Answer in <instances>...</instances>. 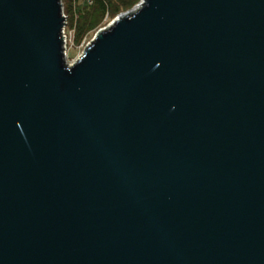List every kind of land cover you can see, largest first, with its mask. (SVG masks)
Returning <instances> with one entry per match:
<instances>
[{
	"label": "water",
	"instance_id": "obj_1",
	"mask_svg": "<svg viewBox=\"0 0 264 264\" xmlns=\"http://www.w3.org/2000/svg\"><path fill=\"white\" fill-rule=\"evenodd\" d=\"M65 25L0 0V264H264V0Z\"/></svg>",
	"mask_w": 264,
	"mask_h": 264
},
{
	"label": "rangeland",
	"instance_id": "obj_2",
	"mask_svg": "<svg viewBox=\"0 0 264 264\" xmlns=\"http://www.w3.org/2000/svg\"><path fill=\"white\" fill-rule=\"evenodd\" d=\"M143 0H137L131 7L120 10L117 13L107 12L101 22L94 28L89 29L84 35L76 40V33L89 13L93 12L92 0H63L64 13L66 12V31L68 34V61L74 62L95 38L99 30L108 27L121 14L139 5ZM78 30V31H77ZM81 38V39H80Z\"/></svg>",
	"mask_w": 264,
	"mask_h": 264
},
{
	"label": "trees",
	"instance_id": "obj_3",
	"mask_svg": "<svg viewBox=\"0 0 264 264\" xmlns=\"http://www.w3.org/2000/svg\"><path fill=\"white\" fill-rule=\"evenodd\" d=\"M136 1L137 0H92L94 10L83 18V23L79 28L80 32L76 33V40H79V36L82 38L84 33L89 29L96 27L107 12L111 11L112 13H117L122 9L131 7Z\"/></svg>",
	"mask_w": 264,
	"mask_h": 264
},
{
	"label": "built area",
	"instance_id": "obj_4",
	"mask_svg": "<svg viewBox=\"0 0 264 264\" xmlns=\"http://www.w3.org/2000/svg\"><path fill=\"white\" fill-rule=\"evenodd\" d=\"M91 1V0H90ZM66 24H67V21H66ZM63 34H64V45H65V50H66V54H67V57H68V52H67V50H68V41H69V39H68V34H67V31H66V25H65V27H64V30H63Z\"/></svg>",
	"mask_w": 264,
	"mask_h": 264
}]
</instances>
